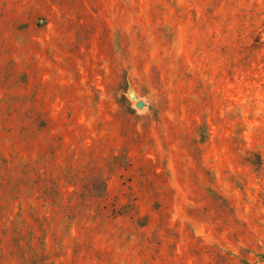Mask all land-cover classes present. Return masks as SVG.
Listing matches in <instances>:
<instances>
[{"label":"rangeland","instance_id":"374dc122","mask_svg":"<svg viewBox=\"0 0 264 264\" xmlns=\"http://www.w3.org/2000/svg\"><path fill=\"white\" fill-rule=\"evenodd\" d=\"M0 264H264V0H0Z\"/></svg>","mask_w":264,"mask_h":264},{"label":"water","instance_id":"95a60500","mask_svg":"<svg viewBox=\"0 0 264 264\" xmlns=\"http://www.w3.org/2000/svg\"><path fill=\"white\" fill-rule=\"evenodd\" d=\"M139 105H140V103L137 104V106H139Z\"/></svg>","mask_w":264,"mask_h":264}]
</instances>
